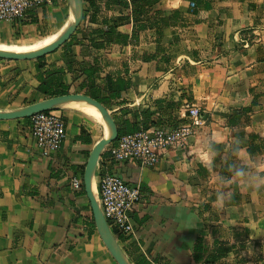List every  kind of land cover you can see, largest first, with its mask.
<instances>
[{"label":"crops","instance_id":"crops-1","mask_svg":"<svg viewBox=\"0 0 264 264\" xmlns=\"http://www.w3.org/2000/svg\"><path fill=\"white\" fill-rule=\"evenodd\" d=\"M101 6L96 22L88 20L91 8L85 14L88 31L130 14ZM155 9L160 28L135 33L122 25L127 44L91 49L86 58L99 59L98 82L107 74L131 81L123 107L149 111L151 128L181 125L190 105L201 109L204 124L186 148L163 151L155 166L106 153L100 159L97 183L108 172L142 192L131 212L135 235L116 238L132 264H200L198 247L209 260L224 253L215 264H264V0H161ZM72 20L71 0L36 4L23 19L0 21V48L54 42ZM61 48L45 56V69H64L70 92L84 93L85 76L67 68ZM37 66V59L0 58V112L49 98L39 91ZM82 105L58 110L67 136L51 157L37 146L30 118L0 121V264H118L92 224L86 192L71 182L83 181L106 135ZM118 109L111 110L121 115Z\"/></svg>","mask_w":264,"mask_h":264},{"label":"built area","instance_id":"built-area-1","mask_svg":"<svg viewBox=\"0 0 264 264\" xmlns=\"http://www.w3.org/2000/svg\"><path fill=\"white\" fill-rule=\"evenodd\" d=\"M50 0H0V21L15 22L23 19L28 10ZM194 7L195 4L191 3ZM187 121L175 127L141 129L119 138L104 151L117 162L138 160L144 166H155L163 151L171 148H186L196 130L204 124L203 112L196 105L187 107ZM31 132L43 156L56 154L67 136V126L58 111L43 112L30 118ZM76 190L84 187L79 177H72ZM97 197L103 214L115 237L130 238L135 235V224L131 212L142 200L139 185H131L121 176L103 172L97 183Z\"/></svg>","mask_w":264,"mask_h":264},{"label":"trees","instance_id":"trees-1","mask_svg":"<svg viewBox=\"0 0 264 264\" xmlns=\"http://www.w3.org/2000/svg\"><path fill=\"white\" fill-rule=\"evenodd\" d=\"M85 5V14L92 9V13L88 20L93 23L98 20L102 12L101 4H104L105 8L112 9L119 6L130 14H122L116 18H104L101 26L88 31L83 23L82 27L73 35L70 40L62 46L63 59L66 66L70 71H77L81 75L85 76V80L81 83L80 89H84V93L93 97L101 102L110 110L114 106H118L117 112H121V115L114 114L115 121L119 129V138L133 134L141 129H149L155 124L152 120V116L149 111L133 112L123 107L126 103L123 100V95L130 89L131 81L123 77H116L111 74H107L103 77V82H98L99 73L101 68L99 66V59L92 57L87 60L86 57L91 56V49L102 50L113 44H127L130 36L126 33L120 32L119 28L122 25L132 24L134 32L143 31L147 29L160 28L163 23L160 15L161 11L156 10V5L161 0H83ZM84 14L83 21H86L87 17ZM172 18L178 15V12L171 13ZM82 34V38H78V34ZM87 41V43H86ZM80 46L79 54L74 51V46ZM78 56H82L83 59L79 60ZM45 57L37 59L38 61V78L40 80L39 91L47 97H53L58 95L69 94V86L64 83V69H45ZM129 114L132 118H129ZM131 117V116H130ZM83 141L90 142L89 138L82 137ZM105 152L102 157L104 158ZM85 192V188L83 187ZM92 224L94 225V218H92ZM195 253V259L200 264H215L218 258L224 255L220 252V255L207 259L204 257L202 248L198 247ZM145 262H138V264H144Z\"/></svg>","mask_w":264,"mask_h":264},{"label":"water","instance_id":"water-1","mask_svg":"<svg viewBox=\"0 0 264 264\" xmlns=\"http://www.w3.org/2000/svg\"><path fill=\"white\" fill-rule=\"evenodd\" d=\"M71 3L73 6V20L69 25L68 29L61 37H59L54 42H51L47 46L41 47L36 50L19 52L0 48V58L16 61L33 60L45 57L48 54L59 50L77 32L84 19V1L71 0ZM75 103L86 104L89 106L96 107L101 114V120L106 129V135L90 153L83 174L84 188L91 205L95 226L116 262L118 264H132L127 258L119 241L115 237L114 232L112 231L108 221L106 220L96 192V173L100 159L102 158V155L106 148L119 139V129L114 118V111L110 110L101 102L85 93L75 92L65 95L49 97L40 102L21 108L19 110L0 112V121L31 118L36 114L50 111H58L66 105Z\"/></svg>","mask_w":264,"mask_h":264},{"label":"rangeland","instance_id":"rangeland-1","mask_svg":"<svg viewBox=\"0 0 264 264\" xmlns=\"http://www.w3.org/2000/svg\"><path fill=\"white\" fill-rule=\"evenodd\" d=\"M83 23V22H82ZM87 21L84 22V24H86ZM82 25V24H81ZM38 39V38H37ZM36 41H33L31 43H28V44H14V46H5L4 48L6 49H11V50H16V51H28V50H33L34 48L35 49H39L41 48L44 44H47L49 41L47 40H44L43 38L42 39H39ZM44 41H47V42H44ZM29 46V47H28ZM30 48V49H29ZM100 122V120H98ZM101 123V122H100Z\"/></svg>","mask_w":264,"mask_h":264},{"label":"bare ground","instance_id":"bare-ground-1","mask_svg":"<svg viewBox=\"0 0 264 264\" xmlns=\"http://www.w3.org/2000/svg\"><path fill=\"white\" fill-rule=\"evenodd\" d=\"M49 40V39H48ZM52 40V39H51ZM50 40V42H48L47 44H44L42 47L44 46H47L48 44H50L52 41ZM44 42H47V41H44ZM4 45V44H3ZM29 47V46H28ZM30 49V48H29ZM38 49V48H37ZM5 50H11V49H6ZM33 50H36L35 48ZM11 51H16V50H11ZM30 51V50H28ZM21 52V51H19ZM79 108L83 111H85L86 113L90 114L91 116L97 118L98 120H100V122L103 124L102 120H101V114L100 112L98 111V109L94 106H89V105H82V106H79Z\"/></svg>","mask_w":264,"mask_h":264}]
</instances>
